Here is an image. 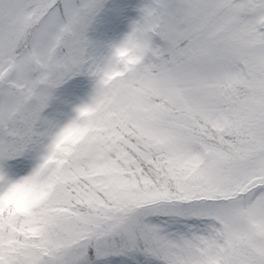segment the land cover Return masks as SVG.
Masks as SVG:
<instances>
[{
  "label": "snow or ice",
  "instance_id": "1",
  "mask_svg": "<svg viewBox=\"0 0 264 264\" xmlns=\"http://www.w3.org/2000/svg\"><path fill=\"white\" fill-rule=\"evenodd\" d=\"M0 264H264V0H0Z\"/></svg>",
  "mask_w": 264,
  "mask_h": 264
}]
</instances>
